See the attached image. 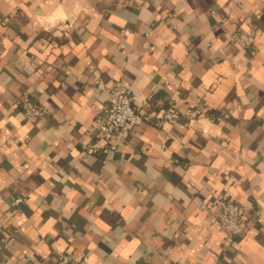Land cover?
<instances>
[{"label":"crops","instance_id":"obj_1","mask_svg":"<svg viewBox=\"0 0 264 264\" xmlns=\"http://www.w3.org/2000/svg\"><path fill=\"white\" fill-rule=\"evenodd\" d=\"M118 80L148 118L91 153ZM24 101L47 113L25 120ZM214 192L242 205V236L226 241ZM57 251L264 264V0H0V264Z\"/></svg>","mask_w":264,"mask_h":264},{"label":"built area","instance_id":"obj_2","mask_svg":"<svg viewBox=\"0 0 264 264\" xmlns=\"http://www.w3.org/2000/svg\"><path fill=\"white\" fill-rule=\"evenodd\" d=\"M255 29H236L231 34V39L243 48H252L256 40ZM22 114L25 120L34 122L47 113V109L30 102H22ZM187 115L193 118V109H188ZM227 113L210 119L219 122L226 117ZM179 117L176 109H166L156 116L159 123L172 122ZM147 117L132 105V91L125 81L118 80L108 87V98L100 108L96 121V139L90 142L87 150L91 153L107 152L114 148L115 139L122 134L130 132L140 125ZM212 203L216 206L215 223L222 229L226 241L234 237L242 236L245 230L244 210L242 205L233 201L223 192H214ZM201 207L206 205L201 203ZM54 264H79L71 254L64 251L56 252Z\"/></svg>","mask_w":264,"mask_h":264}]
</instances>
